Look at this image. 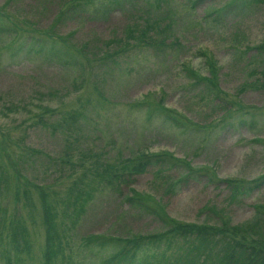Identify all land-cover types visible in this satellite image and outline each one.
I'll list each match as a JSON object with an SVG mask.
<instances>
[{
	"label": "rangeland",
	"instance_id": "1",
	"mask_svg": "<svg viewBox=\"0 0 264 264\" xmlns=\"http://www.w3.org/2000/svg\"><path fill=\"white\" fill-rule=\"evenodd\" d=\"M237 1L0 0V264H44L45 220L52 264H214L181 225L264 241V0Z\"/></svg>",
	"mask_w": 264,
	"mask_h": 264
},
{
	"label": "trees",
	"instance_id": "2",
	"mask_svg": "<svg viewBox=\"0 0 264 264\" xmlns=\"http://www.w3.org/2000/svg\"><path fill=\"white\" fill-rule=\"evenodd\" d=\"M190 1H191L192 6H194L196 3V0H190ZM236 2H238V1L237 0H231V3L227 6H225L222 10L218 11L217 14L215 12H213L211 14L212 16H214V18H212V20H213L212 22L217 23V21L220 19L222 14H224V16H226L230 12H232L234 10V6H235L234 3H236ZM80 5L77 4V5L69 6L66 10V13H63L61 15V17L65 16L66 14L83 12V10L80 8ZM237 13H238V11H237ZM215 14L217 15V17ZM211 15H208V17ZM3 18H6V17H3ZM8 28L6 30H8L9 32L12 33L13 28H9V29ZM2 30H4V29L1 28L0 31L2 32ZM49 32L52 36H54L51 30ZM144 32H145V30L141 33L142 37L145 36ZM27 36L28 37L25 39H22V37L18 36L20 38V40H22V41H20V43L17 47V50L20 52L18 54H23L22 56L25 58H29V57H37L38 58L42 54L44 55V53H49L50 55L54 54L55 57H53V58L61 60V63H64L63 66L66 67L67 65H71V63L69 61L70 59L65 57L66 53L64 52L65 49H62L63 46L59 49H55L54 44H52V43H55V41L52 40V37H48L45 39V38H41L39 36H36L35 34L34 35L28 34ZM142 37L140 36L139 38L142 39ZM143 43H145V41ZM48 44L50 46H48ZM48 47L50 49V50H48L49 52L48 51L43 52L44 50H47ZM258 48H260V47H258ZM61 52H62V54H61ZM63 56H64V58H62ZM146 164H147V161H142V160L137 161L130 168L126 167L123 170L127 169V170H129V173H141L144 170V166ZM134 196H137V194L132 193V196L128 197L127 200L131 201V200L136 199V198H134ZM137 202L139 203L138 199H137ZM44 224L46 225V228H45L46 233H45V237H44L45 249H44V253H43V259H44V264H52L54 252L52 249L53 248L52 247V242H53L52 236L49 234L51 227L48 226L46 220H45ZM179 227L180 228L178 230L181 231L180 233H185V232L195 233V236L193 239L194 241L187 243L189 248H187L186 251L187 252H194L193 256H196V258H197V256H198V258H199V256H202V258H204V259L208 258L210 248H213L215 245L220 244L221 246L222 245H224V246L222 247L221 254L218 255V257L215 259L214 264H264V241L256 240L252 236V234H249L250 238H248V240L246 242H243V241H240L238 239H234L232 237V235L227 236V231H226L225 227L221 230H219L218 228H214L212 226L205 227V228L200 227L199 229H193V228L187 229V228H185L184 225H181ZM190 227H193V226H190ZM217 236H219V237L215 240L219 244H217V243H215V241H213V237H217ZM137 246H138V242L136 244L134 243L133 246L132 245L129 246V248L127 246L121 245V247L119 248V251L116 253V255L114 257V260L117 259V260H119V263L120 262L125 263L126 257H128V249L129 250H135V248H137ZM197 253H199V254H197ZM131 254H133V251H131L129 256ZM5 260H6V263L8 264L9 263L8 259H5ZM179 264H187V263L181 262Z\"/></svg>",
	"mask_w": 264,
	"mask_h": 264
}]
</instances>
